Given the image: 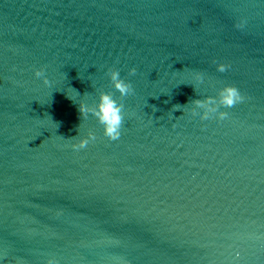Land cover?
<instances>
[{
    "label": "water",
    "instance_id": "95a60500",
    "mask_svg": "<svg viewBox=\"0 0 264 264\" xmlns=\"http://www.w3.org/2000/svg\"><path fill=\"white\" fill-rule=\"evenodd\" d=\"M226 84V118L192 115ZM101 91L115 141L78 111ZM50 257L264 264V0H0V264Z\"/></svg>",
    "mask_w": 264,
    "mask_h": 264
},
{
    "label": "clouds",
    "instance_id": "9594fccd",
    "mask_svg": "<svg viewBox=\"0 0 264 264\" xmlns=\"http://www.w3.org/2000/svg\"><path fill=\"white\" fill-rule=\"evenodd\" d=\"M235 26L241 28L242 24L238 23ZM228 67L230 66L224 63L217 64V70L220 72H225ZM129 72L130 74H134L136 69L131 68ZM34 74L38 78H43L45 85L49 83L47 77L44 75L43 69H36ZM107 75L110 77L111 85L120 93L121 97L133 93L134 89L131 83L121 78L119 70L109 69ZM196 80L199 82L203 81V75L200 72L196 73ZM243 100L244 96L235 85L226 84L219 89L216 97L208 96L204 99H193L192 103L195 105V108L191 109V113L193 116L199 114L202 120L209 119L211 114L216 113L218 118L222 120L228 116V113L226 111H218L220 106L231 108ZM196 108L205 109V111L198 113ZM122 109L123 104L118 103L112 94L105 91L99 93L95 109H90L89 106L83 102L78 106L80 116L86 117L91 111L102 125L104 136L113 141L119 139L121 135V127L124 118ZM94 139L95 135L90 131L87 133V136L81 137L78 142L72 144V147L74 149H83ZM46 264H57V261L55 258L50 257L46 261Z\"/></svg>",
    "mask_w": 264,
    "mask_h": 264
}]
</instances>
